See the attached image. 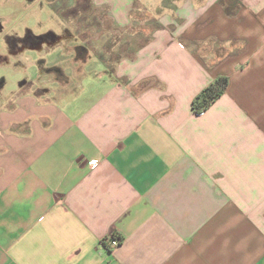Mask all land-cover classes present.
<instances>
[{"label": "crops", "instance_id": "1", "mask_svg": "<svg viewBox=\"0 0 264 264\" xmlns=\"http://www.w3.org/2000/svg\"><path fill=\"white\" fill-rule=\"evenodd\" d=\"M88 2L8 37L56 85L0 79V264H264V0Z\"/></svg>", "mask_w": 264, "mask_h": 264}, {"label": "rangeland", "instance_id": "2", "mask_svg": "<svg viewBox=\"0 0 264 264\" xmlns=\"http://www.w3.org/2000/svg\"><path fill=\"white\" fill-rule=\"evenodd\" d=\"M93 13L94 10L89 7L88 0H0V54L5 56L4 60L0 62V79L4 78L7 82L4 92H10L16 89L18 82L23 80L24 77L32 80L30 83L33 88L38 85L36 84V81H38V83L40 82L41 84L37 87L44 89L46 87L52 88L54 85H56L54 84L51 73H47L44 69H41L40 77L37 78L35 71L30 68L28 69L27 66L29 65H26V61L28 64L31 63L29 57L26 58L23 56V59L20 60V62L23 64V71L26 69V67L28 69L26 76H22V72L21 75L18 72L15 73L13 67L11 66L13 65L12 61L15 60L14 58H10L8 56V51L11 53V56L14 52V48L12 47V42L14 39L10 40L8 37H13L12 35L23 36L27 28L31 29L32 32L37 35L41 33H47L50 30L59 31L63 28L64 25L62 22L65 19V21L71 25V31L75 33L76 38V32L81 29L80 25L82 24L79 22V19L86 15L92 16ZM85 27L89 28L93 27V25L91 23H87L85 24ZM63 31L65 33L68 32L66 29H63ZM48 37L49 36H46L44 40H50ZM57 41L58 40H56V42ZM67 41L68 39L66 38L64 40L60 39L59 41V44L66 43L63 45L64 51L68 50L70 47L67 46ZM32 42H36L37 44V41L35 40ZM69 42H71V40ZM7 43L8 45L6 47ZM39 43L40 42H38V44ZM108 45L110 44H106L105 46L107 47ZM41 47H43V45ZM17 49L20 48L17 47L16 50ZM55 78L57 77L55 76Z\"/></svg>", "mask_w": 264, "mask_h": 264}, {"label": "trees", "instance_id": "3", "mask_svg": "<svg viewBox=\"0 0 264 264\" xmlns=\"http://www.w3.org/2000/svg\"><path fill=\"white\" fill-rule=\"evenodd\" d=\"M227 85L228 79L225 76L214 79L194 97L192 110L197 114L205 111L225 92Z\"/></svg>", "mask_w": 264, "mask_h": 264}, {"label": "flooded vegetation", "instance_id": "4", "mask_svg": "<svg viewBox=\"0 0 264 264\" xmlns=\"http://www.w3.org/2000/svg\"><path fill=\"white\" fill-rule=\"evenodd\" d=\"M53 38V39H52ZM57 36L55 37V36H49L48 37V39H50V40H48V41H52V40H57ZM24 43H26V41H27V39L26 40H22ZM30 41H33V40H30ZM39 41V40H38ZM19 48H21V46L19 47ZM58 73H59V76H63V73H62V71L61 70H59L58 69Z\"/></svg>", "mask_w": 264, "mask_h": 264}, {"label": "built area", "instance_id": "5", "mask_svg": "<svg viewBox=\"0 0 264 264\" xmlns=\"http://www.w3.org/2000/svg\"><path fill=\"white\" fill-rule=\"evenodd\" d=\"M119 243V240L117 238H112L110 240V245L113 247V246H116L117 244Z\"/></svg>", "mask_w": 264, "mask_h": 264}]
</instances>
